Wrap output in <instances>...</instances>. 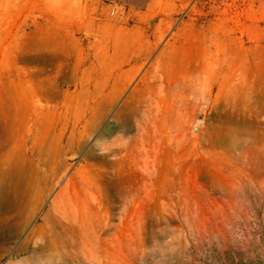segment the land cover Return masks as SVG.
I'll return each mask as SVG.
<instances>
[{
	"label": "rangeland",
	"instance_id": "obj_1",
	"mask_svg": "<svg viewBox=\"0 0 264 264\" xmlns=\"http://www.w3.org/2000/svg\"><path fill=\"white\" fill-rule=\"evenodd\" d=\"M63 7L0 0V264H264V0Z\"/></svg>",
	"mask_w": 264,
	"mask_h": 264
},
{
	"label": "crops",
	"instance_id": "obj_2",
	"mask_svg": "<svg viewBox=\"0 0 264 264\" xmlns=\"http://www.w3.org/2000/svg\"><path fill=\"white\" fill-rule=\"evenodd\" d=\"M117 5H123L134 10H144L149 7L152 0H108Z\"/></svg>",
	"mask_w": 264,
	"mask_h": 264
},
{
	"label": "bare ground",
	"instance_id": "obj_3",
	"mask_svg": "<svg viewBox=\"0 0 264 264\" xmlns=\"http://www.w3.org/2000/svg\"><path fill=\"white\" fill-rule=\"evenodd\" d=\"M62 6L67 7V8H71V9H75L76 11H79L81 8L84 7V5H86V0H57ZM85 3V4H84ZM63 7V8H64ZM59 8V6H58ZM60 9V8H59ZM65 9V8H64ZM70 9V10H71ZM61 11H64L62 9H60ZM69 9H67L68 12ZM64 13V12H63Z\"/></svg>",
	"mask_w": 264,
	"mask_h": 264
}]
</instances>
